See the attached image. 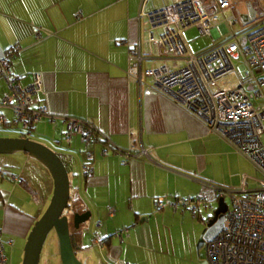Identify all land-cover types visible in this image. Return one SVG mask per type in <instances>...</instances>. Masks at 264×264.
<instances>
[{"label":"crops","instance_id":"1","mask_svg":"<svg viewBox=\"0 0 264 264\" xmlns=\"http://www.w3.org/2000/svg\"><path fill=\"white\" fill-rule=\"evenodd\" d=\"M143 1L0 0V57L18 45L11 70L22 76L23 84L30 83L35 72L43 76L39 97L50 115L35 124L29 137L61 153L70 174L72 204L80 212H92L89 222L71 227L78 257L87 264H202L205 251L203 255L196 246L212 207H201L196 214L169 206L157 209L154 199L197 197L209 184L237 187L251 166L194 115L131 81L129 45L146 37L145 20L140 18ZM231 1L225 16L239 14L240 21L233 26L238 30L232 29L243 35L264 0ZM171 2L149 0L145 8ZM34 27L42 29L41 37ZM226 27L220 17L210 33L202 32L209 36L208 42L194 53L229 39ZM7 85L0 75V103L9 93ZM0 115L14 118L9 106L0 105ZM67 117L93 123L100 131L97 141L88 144L76 135L66 143ZM12 127L2 128L9 132ZM18 129L14 136L21 135ZM142 147L151 149L150 157L141 155L124 163L123 155L115 154L116 148H132L138 154ZM89 150L94 159L86 173L82 166ZM21 154V160L0 158V238L9 264L14 255L23 256L31 228L54 189L47 169ZM124 228L129 230L116 236Z\"/></svg>","mask_w":264,"mask_h":264},{"label":"built area","instance_id":"2","mask_svg":"<svg viewBox=\"0 0 264 264\" xmlns=\"http://www.w3.org/2000/svg\"><path fill=\"white\" fill-rule=\"evenodd\" d=\"M231 0H173L169 6L157 8L147 15L148 38L129 45L128 75L142 90L148 87L174 101L180 108L200 120L206 128L224 139L232 149L250 163V171L237 187L205 185L199 195L192 197L159 196L154 199L157 209L197 213L201 207H213L220 197L229 196L232 206L225 212L221 230L204 246L209 264H264V5L259 7L254 21L240 37L232 27L240 21L239 14L225 16L232 7ZM223 17L230 33L229 39L203 53L190 51L184 32L196 26L210 33ZM36 36L42 29L34 27ZM145 44L148 49L144 48ZM0 57V75L9 86V93L1 106H9L13 120L0 115V125L19 124L21 134L30 135L40 120L50 115L49 108L39 96L44 89L43 76L33 73L28 84L11 70L12 58L19 54V46L6 49ZM236 60L240 61L239 65ZM63 139L70 143L82 135L85 143L94 144L100 131L90 121L67 117ZM150 148H116L124 163L139 157H150ZM93 151H87L83 169L90 172ZM9 177L20 181L15 174ZM251 181V187L246 185ZM129 228L121 229V238ZM6 245L0 238V264H9ZM130 264V263H126Z\"/></svg>","mask_w":264,"mask_h":264},{"label":"water","instance_id":"3","mask_svg":"<svg viewBox=\"0 0 264 264\" xmlns=\"http://www.w3.org/2000/svg\"><path fill=\"white\" fill-rule=\"evenodd\" d=\"M25 152L50 173L54 189L47 208L39 219L36 220L27 237L24 247L22 264H41V257L44 245L50 233L57 236L59 245L60 264H87L80 259L75 252L74 241L72 240V226L79 228L82 224L90 221L91 210L84 209L82 212L75 209L72 214L66 213L72 198L70 174L66 162L61 153L43 143L25 135L0 136V155ZM78 195L75 196V198ZM229 205L224 197H220L218 205L214 209L213 217L209 225L218 220L220 214L227 212ZM206 240L201 237L197 244V250L203 248ZM202 264H209L208 261L201 260Z\"/></svg>","mask_w":264,"mask_h":264},{"label":"rangeland","instance_id":"4","mask_svg":"<svg viewBox=\"0 0 264 264\" xmlns=\"http://www.w3.org/2000/svg\"><path fill=\"white\" fill-rule=\"evenodd\" d=\"M259 22L257 21H253L252 22V26H256L258 25ZM235 30H238L237 26L233 27ZM239 35L241 33H238ZM184 36L185 39H187L186 41H188L189 46L191 48V50L193 52H197L199 50V48H203V46L208 42L209 36L207 34H203L198 27H190V29H187L184 32ZM243 35H240V37H242ZM240 61L236 60V64L239 65ZM19 125V124H18ZM7 126H14L12 127L11 131L9 132H4L2 127H6V125H0V133H7L10 135H15L16 134V129H18L19 126L17 125H7ZM19 131V129L17 130ZM64 132V131H63ZM17 135V134H16ZM64 135V134H63ZM64 140V139H63ZM23 152H17L14 154H7V155H0V158L5 159L4 157H14L18 160L23 159V156H21ZM2 168V167H1ZM10 174V173H8ZM242 181V180H241ZM226 197V202L227 204L231 207L232 206V199L229 196H225ZM218 203L216 202L213 207L211 209H208V215H213L214 214V209H216ZM223 218L224 215L220 214L219 218L217 221H215L214 224L209 225V218H206L205 220V231H204V239L206 241H211L215 236H217V233L220 232L221 230V226L223 223ZM201 238V237H200ZM59 245H58V240H57V236L54 234V232L50 233L48 239L46 240V243L44 245L43 248V252H42V257H41V264H60L61 263V259H60V255H59ZM202 254L204 255V248L201 249ZM23 254V253H22ZM15 257H13L11 264H22V260H23V256L21 257V255L16 254L14 255Z\"/></svg>","mask_w":264,"mask_h":264},{"label":"bare ground","instance_id":"5","mask_svg":"<svg viewBox=\"0 0 264 264\" xmlns=\"http://www.w3.org/2000/svg\"><path fill=\"white\" fill-rule=\"evenodd\" d=\"M148 1L149 0H144L143 1V4H142V7L141 8H144L145 9V12H151V11H153V10H155V9H157V8H162V7H166V6H169V5H171L172 3H173V0H172V2L171 3H169V4H162L161 6H157V7H155V6H153V8L151 7V9H147V8H145L146 7V5H147V3H148ZM141 11H142V9H141ZM140 18L142 19V20H145L144 21V25H145V31H146V28L148 27V17H147V15H144V14H141V12H140ZM144 31V32H145ZM145 40L148 38V35H147V32H145ZM139 41H143L142 39H138V41H137V43L139 42ZM121 149V148H120ZM122 150H124V149H122ZM90 172H91V167H90ZM89 172V173H90ZM162 196H165V195H162ZM159 197V196H158ZM71 201V200H70ZM70 205V204H69ZM207 242V241H206ZM205 242V243H206ZM205 243H204V245H205ZM203 248H204V246H203Z\"/></svg>","mask_w":264,"mask_h":264},{"label":"trees","instance_id":"6","mask_svg":"<svg viewBox=\"0 0 264 264\" xmlns=\"http://www.w3.org/2000/svg\"><path fill=\"white\" fill-rule=\"evenodd\" d=\"M223 197H224L225 200H226V197H225V196H223ZM72 203H73V202H72V198H71V201H70V203H69V204H70V205H69V208L66 210V212L68 211L67 213H68L69 215L72 214V213H71L72 211H74L75 209H77V207L74 206V204H72ZM214 203H216V202H214ZM214 203H213V204H214ZM217 203H218V201H217ZM212 217H213V215L210 216V218H212ZM71 232H72V230H71Z\"/></svg>","mask_w":264,"mask_h":264},{"label":"flooded vegetation","instance_id":"7","mask_svg":"<svg viewBox=\"0 0 264 264\" xmlns=\"http://www.w3.org/2000/svg\"><path fill=\"white\" fill-rule=\"evenodd\" d=\"M67 212H68V211H67ZM67 212H66V213H67Z\"/></svg>","mask_w":264,"mask_h":264}]
</instances>
